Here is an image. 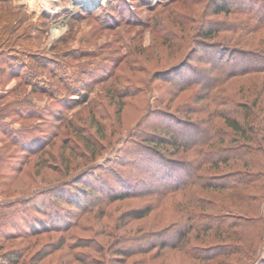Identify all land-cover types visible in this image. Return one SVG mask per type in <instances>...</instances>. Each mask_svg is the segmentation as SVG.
I'll return each mask as SVG.
<instances>
[{
    "label": "rangeland",
    "instance_id": "1",
    "mask_svg": "<svg viewBox=\"0 0 264 264\" xmlns=\"http://www.w3.org/2000/svg\"><path fill=\"white\" fill-rule=\"evenodd\" d=\"M216 1L0 0V205L17 198L34 204L43 212L35 223L48 226L37 235L23 228V238H0V256L16 250L19 264H262L264 233L260 241H248V247L256 246L253 253L209 263L159 248L156 232L181 216V197L109 200L114 181L102 178L120 168L117 162L136 141L134 131H151L143 127L154 123V109L188 101L182 93L165 105L171 86L159 74L187 55L201 56L197 31L230 19L200 16ZM235 37L225 33L216 39ZM259 38L242 42L248 47ZM238 84L232 81L227 92L243 101ZM243 95L249 97L245 89ZM217 127L228 130L221 121ZM259 153L253 156L257 160ZM240 167L218 165L206 174L220 176ZM260 171L254 166L255 174ZM262 182L260 177L256 184ZM115 188L110 186L119 191V185ZM195 194L215 203L231 201L227 193ZM261 202L253 206L260 204L255 215L264 219ZM147 207L149 215L132 218ZM249 225L257 228L254 220ZM168 230L160 237L174 241L178 228ZM195 234L185 241L187 247L218 244Z\"/></svg>",
    "mask_w": 264,
    "mask_h": 264
},
{
    "label": "trees",
    "instance_id": "2",
    "mask_svg": "<svg viewBox=\"0 0 264 264\" xmlns=\"http://www.w3.org/2000/svg\"><path fill=\"white\" fill-rule=\"evenodd\" d=\"M202 15L230 19L208 23L211 25L204 31H197L201 56L189 58L187 55L159 74L162 82L171 86L169 92L165 91L168 96L165 105L182 93L188 94V101L174 109H154L151 114L154 123L147 122L143 127H150L151 131H134L132 136L136 141L124 151L121 162H117L120 168L115 169L111 178H102L114 181L106 193L109 200L152 196L162 200L171 195L180 196L181 216L156 232L159 248L177 250L194 261L209 263L220 256L231 258L253 253L256 246L248 247V241H260L264 233V219L255 215L260 204L253 206L259 198L264 206V182L256 184L258 178L264 179V115L260 114L264 110V78L258 79L264 76V0H235L234 3L218 0L210 10L204 8ZM225 33L236 37L216 39ZM252 35L260 38L247 47L242 39ZM232 81H238L237 95L243 101L227 92ZM244 89L248 98L243 95ZM143 119L138 121L137 128ZM217 121L228 130H220ZM257 152H260L258 160L253 157ZM177 154L189 157L177 158ZM218 165L228 170L240 165L241 170L220 176L206 174L209 168L216 169ZM254 166L261 171L255 174ZM111 185L115 189L119 185V191L110 190ZM89 188L98 191L96 186ZM196 191L227 193L231 201L215 203L198 197ZM85 192L96 197L88 188ZM256 192L260 193L259 197ZM39 210L18 198L0 205V238L6 241L23 238L19 234L23 228L29 229L32 235L48 230V226L39 228L35 223L43 213ZM150 212L147 207L131 216L142 219ZM253 220L257 228L249 225ZM172 225L178 228L172 237L175 240H164L161 233L170 231ZM193 232L195 239L202 242L216 239L217 246L187 247L185 241ZM20 260V252L16 250L0 256V264H19Z\"/></svg>",
    "mask_w": 264,
    "mask_h": 264
}]
</instances>
